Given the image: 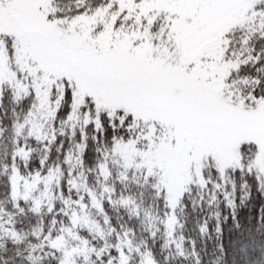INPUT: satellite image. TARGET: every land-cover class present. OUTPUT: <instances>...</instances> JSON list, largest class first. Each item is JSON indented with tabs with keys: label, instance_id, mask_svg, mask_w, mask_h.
Returning <instances> with one entry per match:
<instances>
[{
	"label": "snow or ice",
	"instance_id": "6c2138e0",
	"mask_svg": "<svg viewBox=\"0 0 264 264\" xmlns=\"http://www.w3.org/2000/svg\"><path fill=\"white\" fill-rule=\"evenodd\" d=\"M256 2L243 0V18L199 46L198 35L224 0H72L66 13L53 0H0V96L7 89L17 101L33 98L26 115L35 122L66 110L65 121L83 118L85 129L113 142L134 137L141 124L145 131L148 124L161 127L115 106L129 101L163 106L191 130H211L227 115L225 106L264 109V47L251 46L253 37H264V9ZM235 30L244 33L238 47L229 39ZM180 33L194 51L182 50ZM41 58L53 70L38 68ZM249 145L259 151L251 140L241 149ZM26 155L21 148L19 157ZM222 170L261 182L243 152L238 165L217 174Z\"/></svg>",
	"mask_w": 264,
	"mask_h": 264
},
{
	"label": "trees",
	"instance_id": "16d2710c",
	"mask_svg": "<svg viewBox=\"0 0 264 264\" xmlns=\"http://www.w3.org/2000/svg\"><path fill=\"white\" fill-rule=\"evenodd\" d=\"M30 104L7 89L0 96V264H264L259 172V184L237 174L230 196L185 205L169 219L154 176L126 165L110 135L86 132L60 169L52 122L26 115ZM246 140L253 141L241 138L238 161L243 152L254 167L257 150L241 149ZM15 176L36 182L14 194Z\"/></svg>",
	"mask_w": 264,
	"mask_h": 264
},
{
	"label": "rangeland",
	"instance_id": "374dc122",
	"mask_svg": "<svg viewBox=\"0 0 264 264\" xmlns=\"http://www.w3.org/2000/svg\"><path fill=\"white\" fill-rule=\"evenodd\" d=\"M53 3L57 9L66 13L72 0H53ZM256 7L264 9V0H257ZM244 11L243 0H224V6L213 13L211 23L198 35L196 45L203 46V43H208L213 32L231 21L243 18ZM24 24L26 28H32L27 21ZM242 35L244 33L239 30L233 31L229 39L234 47L239 46ZM177 39L182 50H195L193 42L187 40L183 33H180ZM251 46L264 47V37H253ZM37 67L45 71L53 70L46 58H41ZM81 90H87V86H81ZM100 99L102 103L109 102L102 94ZM115 106H126L129 111L134 112L135 117L143 120L155 119L161 125L157 128L155 124H148V130L145 131L144 125L141 124L139 131L133 128L134 137L121 136L115 142L112 139V142L117 146L126 165L139 164L145 174L154 176L164 212L169 219L181 214L185 205L210 204L221 194H232L229 182L241 173L222 170L218 175L216 169H225L233 161L239 164L237 147L241 138L250 136L257 143L259 151L253 166L258 168L264 177V109L250 108L245 112L239 106L236 109L225 106L227 115L220 123L211 130L194 131L163 106L137 101H129L124 105L117 103ZM64 117L61 114L55 115L53 111L43 119L52 122L49 138L57 139L59 143L60 169L73 161V149L79 145L80 138L89 130H93L91 126L84 128L83 118H74L70 123L72 126H67ZM210 155L215 163L209 159ZM34 180H24L20 183V177L15 176L12 181L13 193L18 192L20 184H24L25 191L31 190L36 182Z\"/></svg>",
	"mask_w": 264,
	"mask_h": 264
}]
</instances>
